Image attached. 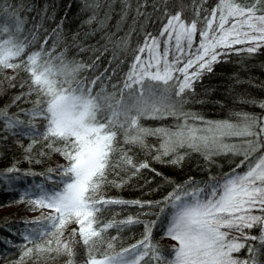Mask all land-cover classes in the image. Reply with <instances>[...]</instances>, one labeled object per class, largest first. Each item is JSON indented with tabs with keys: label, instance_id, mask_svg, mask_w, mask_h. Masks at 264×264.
Returning <instances> with one entry per match:
<instances>
[{
	"label": "snow or ice",
	"instance_id": "snow-or-ice-1",
	"mask_svg": "<svg viewBox=\"0 0 264 264\" xmlns=\"http://www.w3.org/2000/svg\"><path fill=\"white\" fill-rule=\"evenodd\" d=\"M95 7H100L99 0ZM141 7L138 15H144ZM202 11L207 10L195 6L196 17L204 21L201 30L196 19L186 22L182 11L169 14L165 8L166 23L159 35L145 34L143 43L133 50L122 84H113L108 91L106 87L96 90L103 74L91 80L81 77L93 65L69 60L64 52L54 55L57 45L47 48L48 37L37 50L29 51L40 41L39 32L26 33L16 9L7 0L0 4V71L15 73L6 78L9 81L20 71L30 79L21 84L28 85V92L12 103L24 95L36 96L33 107L24 113L27 124L18 114L10 116L7 107L0 109V121L31 137L26 160L31 162L33 148L40 144V156L55 153L65 161L42 173L50 186L38 185L34 196L25 193L22 198L29 211H50L23 221L20 235L26 243L17 264L26 260L47 264L59 256L67 257L65 264H79L77 244L85 250L84 264H264L260 259L264 255V115L234 112L226 119L209 121L185 110L195 82L212 72L220 56L228 54L221 50L251 54L264 47V0H252L250 5L217 0L201 18ZM197 33L198 45L194 44ZM130 35L118 38L114 46L128 51ZM242 44L248 46L233 47ZM244 102L264 109V101ZM169 117L174 121L171 125L142 124L144 119ZM36 120L43 123H33ZM148 137H155L158 145L148 143ZM137 148L155 151L157 161L171 157L168 162L174 165L192 152L208 161L229 154L241 159L230 172L210 178L203 186L191 178L176 185L161 201H125L103 195L107 186L120 187L126 182L122 172L134 169V176L149 168L147 162L134 160L132 153ZM112 176L121 179L117 182ZM125 204L159 207L160 211L152 221L131 216L105 219L111 205ZM73 223L77 228L65 239V230ZM139 223L144 224L142 238L117 250L118 236L109 229L119 232ZM157 223L164 226V237L176 242L167 251L152 239ZM254 228L259 229L258 236L245 231ZM249 240L258 244L247 247L248 258L235 256Z\"/></svg>",
	"mask_w": 264,
	"mask_h": 264
},
{
	"label": "trees",
	"instance_id": "trees-1",
	"mask_svg": "<svg viewBox=\"0 0 264 264\" xmlns=\"http://www.w3.org/2000/svg\"><path fill=\"white\" fill-rule=\"evenodd\" d=\"M3 2L4 0H0V4ZM240 2L250 5L252 0H240ZM7 3L16 9L18 16L25 22L26 33L39 32L40 41L29 51L37 50L40 43H43L44 37H48L47 48L51 49L53 43L57 45L54 55L64 52L69 60L74 59L85 65H93L83 71L81 77H88L91 80L103 74L101 76L103 83L98 81L96 90L106 87L111 91V85L122 84L133 61V50L143 43L145 34L159 35L163 24L166 23L165 8L169 14L182 11V18L186 22L196 19L198 28L202 30L204 21L196 17L195 6H202L207 10L200 13L202 18L210 13L217 0H126V3L125 0H99L98 8L95 7L97 0H7ZM141 5L143 7L140 11L144 15H138L137 12V8ZM129 33L131 35L128 38V51L116 48L115 41ZM233 47L246 48L241 45ZM222 51L228 54L220 56L219 62L213 65L212 72L205 73L195 82L193 90L188 94L189 102L185 105V110L198 113L209 121L226 119L234 112L264 115V109L258 104L244 102L245 100L264 101V47L251 54L226 49ZM13 75L15 73L11 69L0 71V109L7 107L10 116L15 118L18 114L27 124L29 118L24 113L33 107L32 101L36 96L24 95L13 104L15 97L28 92V85L24 84L21 87V84L25 80L30 83L28 74L24 71H20L15 80L6 79ZM33 123L43 122L36 120ZM172 123L174 121L171 117L165 120H142L145 127ZM147 140L150 144L158 145L155 137H148ZM30 144V136L16 129H8L6 124L0 121V264H17L21 256V247L26 243L20 235L25 228L23 221L34 220L50 211L48 209L29 211L27 202H22L25 193L31 197L39 191L38 185L50 186V182L42 173L48 168H56L57 165L65 163L59 154L50 153L40 156L42 147L40 144L34 146L31 162L26 160L25 156L29 153L25 149ZM45 151L49 152L47 149ZM132 155L136 163L147 162L149 168L142 169L134 176L132 175L134 169L122 172L121 177L126 182L120 187L107 186L103 195L125 201H161L176 185L184 184L191 178L203 186L210 178H219L224 173L230 172L241 159L229 154L215 156L208 161L200 153L192 152L179 165H174L168 162L171 157H164V162L153 159L156 155L155 151L149 153L147 150L142 151L137 148ZM37 160L40 163H36ZM13 167L18 171H7ZM243 170L241 168L238 171ZM121 177L112 176L110 179L119 182ZM110 209L105 213V219L115 218L117 221L125 220L129 216L142 221H152L157 219L155 213L160 211L159 207L149 208L145 205L141 208L135 204L111 205ZM73 228H77L74 223L66 228L65 239ZM163 228L162 224L157 223L153 229L152 239L167 251L172 246L162 241ZM144 230V224L139 223L125 226L119 232L116 228H112L109 229V233L118 236L116 246L119 250L120 247H127L140 240ZM245 231L251 235H259L258 228ZM257 244V241L249 240L246 242V247L234 255L246 259L249 256L247 247ZM76 249L79 264H84L83 246L77 244ZM260 259L264 261V255H261ZM66 260L67 257L59 256L49 260L47 264H65ZM24 264H33V262L26 260ZM41 264L44 262L41 261Z\"/></svg>",
	"mask_w": 264,
	"mask_h": 264
},
{
	"label": "rangeland",
	"instance_id": "rangeland-1",
	"mask_svg": "<svg viewBox=\"0 0 264 264\" xmlns=\"http://www.w3.org/2000/svg\"><path fill=\"white\" fill-rule=\"evenodd\" d=\"M199 41H200V37H199V34L197 33L196 36L194 37V44L198 45L199 44ZM241 46L242 47H247L248 45L247 44H242ZM34 215H36V213ZM162 241L166 242L167 244H169L171 246L176 243L175 241L171 240L170 238H166L164 236L162 238Z\"/></svg>",
	"mask_w": 264,
	"mask_h": 264
}]
</instances>
